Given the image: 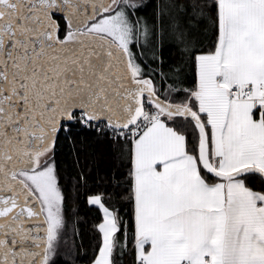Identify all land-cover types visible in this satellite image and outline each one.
Instances as JSON below:
<instances>
[{"label":"snow or ice","instance_id":"snow-or-ice-1","mask_svg":"<svg viewBox=\"0 0 264 264\" xmlns=\"http://www.w3.org/2000/svg\"><path fill=\"white\" fill-rule=\"evenodd\" d=\"M148 7L0 0V264H57L75 125L116 161L91 264H264V0Z\"/></svg>","mask_w":264,"mask_h":264},{"label":"trees","instance_id":"trees-1","mask_svg":"<svg viewBox=\"0 0 264 264\" xmlns=\"http://www.w3.org/2000/svg\"><path fill=\"white\" fill-rule=\"evenodd\" d=\"M148 9L141 15L150 14L152 0H147ZM159 55V53H157ZM166 60L172 58V53L167 49L163 53ZM147 58L152 59V53H147ZM157 63L159 61L157 60ZM150 71V67H145ZM68 139H62L58 146V160L64 169L63 174L68 178L66 190L74 198L68 201V219L66 242L61 241V248L57 264H91L94 258L96 235L93 228L97 222L98 209L87 204V196L94 193L111 191L109 183L116 167L112 158L110 142L100 136L94 129L82 125L73 126ZM83 170L89 175V186L74 191L71 177ZM121 171H126L121 169ZM130 264V262H129Z\"/></svg>","mask_w":264,"mask_h":264},{"label":"built area","instance_id":"built-area-1","mask_svg":"<svg viewBox=\"0 0 264 264\" xmlns=\"http://www.w3.org/2000/svg\"><path fill=\"white\" fill-rule=\"evenodd\" d=\"M84 127H86V126H84ZM87 128V127H86Z\"/></svg>","mask_w":264,"mask_h":264}]
</instances>
